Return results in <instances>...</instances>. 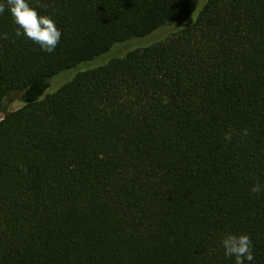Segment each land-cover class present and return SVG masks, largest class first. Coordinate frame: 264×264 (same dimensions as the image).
Wrapping results in <instances>:
<instances>
[{"label": "trees", "instance_id": "16d2710c", "mask_svg": "<svg viewBox=\"0 0 264 264\" xmlns=\"http://www.w3.org/2000/svg\"><path fill=\"white\" fill-rule=\"evenodd\" d=\"M28 2L62 35L0 14V264H264V0Z\"/></svg>", "mask_w": 264, "mask_h": 264}, {"label": "clouds", "instance_id": "9594fccd", "mask_svg": "<svg viewBox=\"0 0 264 264\" xmlns=\"http://www.w3.org/2000/svg\"><path fill=\"white\" fill-rule=\"evenodd\" d=\"M6 6L16 25L15 37L24 36L49 54L55 51L60 43L62 33L51 16L42 15L37 10L46 8L45 4L38 3L36 7H33L28 0H6V3H0V14L5 11ZM0 38L11 39L8 33H4ZM13 42L15 41L13 40ZM241 134L247 136L248 129H243ZM224 139L231 141L230 131L225 133ZM21 167L23 168V166ZM24 170L26 171V169ZM250 192L252 194L264 192V186L260 183L253 184ZM220 245L224 249L226 257L234 258V264H247L254 259V246L247 234L229 233L221 238Z\"/></svg>", "mask_w": 264, "mask_h": 264}, {"label": "rangeland", "instance_id": "374dc122", "mask_svg": "<svg viewBox=\"0 0 264 264\" xmlns=\"http://www.w3.org/2000/svg\"><path fill=\"white\" fill-rule=\"evenodd\" d=\"M134 44H135V42H130L127 44H125V43L124 44H115L112 47L111 52H108L107 54H105L101 57L103 58L106 55H110L115 47H118V48H116L113 53L119 54ZM101 57H99L97 59H100ZM97 59H95L93 61H96ZM89 63H91V62H89ZM91 65L94 66L97 64H91ZM69 76H70L69 74H65L63 76H58V77L52 78L51 79L52 87H57L60 82L66 80ZM54 90H52V91L48 90L47 93L53 92ZM22 106H23V104H22L21 99H20V91H13V92L8 93L4 99V106H3L2 112L0 113V119H2L5 115L20 109Z\"/></svg>", "mask_w": 264, "mask_h": 264}]
</instances>
